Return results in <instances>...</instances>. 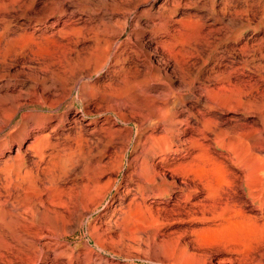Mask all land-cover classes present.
<instances>
[{
  "label": "rangeland",
  "instance_id": "374dc122",
  "mask_svg": "<svg viewBox=\"0 0 264 264\" xmlns=\"http://www.w3.org/2000/svg\"><path fill=\"white\" fill-rule=\"evenodd\" d=\"M59 1L34 0L33 12L15 4L0 10V264H30L38 253V264H51L53 250L62 251L57 264H158L181 234L191 251L207 250L216 225L201 214L206 185L222 186L225 172L245 173L253 192L257 160L234 161L247 145L264 154V0ZM127 81L167 100L175 116L116 119L108 94ZM203 120L205 131L190 129ZM164 122L186 128L165 154L149 136ZM217 130H228L222 141ZM159 175L168 182L159 185ZM260 200L241 198L261 238ZM250 248V259L227 248L201 258L264 263Z\"/></svg>",
  "mask_w": 264,
  "mask_h": 264
},
{
  "label": "bare ground",
  "instance_id": "6f19581e",
  "mask_svg": "<svg viewBox=\"0 0 264 264\" xmlns=\"http://www.w3.org/2000/svg\"><path fill=\"white\" fill-rule=\"evenodd\" d=\"M34 0H12V2H10V0H0V10H2V8L6 7L8 9V6H10V8H12V10L14 9L13 8V5L15 4L20 11H23L25 12L27 9H28V12H33V8L31 10V6H32V3H33ZM53 2H60L59 0H52V3ZM57 3V5H58ZM114 3V2H113ZM117 3V1H116ZM56 5V6H57ZM15 6V8H16ZM51 6V5H50ZM53 6V4H52ZM74 7V6H73ZM118 9V8H117ZM121 10V9H120ZM2 12H4L2 10ZM21 12V13H23ZM69 12H71L69 10ZM1 13V12H0ZM5 14V13H4ZM3 14V15H4ZM62 14V13H61ZM125 14V13H124ZM2 15V14H0ZM2 15V16H3ZM62 16V15H61ZM4 17V16H3ZM108 17V16H107ZM66 18V17H65ZM58 19V18H57ZM4 26V25H3ZM3 28V27H2ZM167 60V59H166ZM105 62H107V60H105ZM103 65V64H102ZM106 66V63L101 66V67H104ZM99 68V69H102V68ZM128 83L130 81H127ZM124 83V82H123ZM122 83V84H123ZM126 83V81H125ZM125 84L124 87H121L122 88V91L121 93L117 94L116 96H109V103H108V106L110 105V107H113V109H116V113H114V117L116 119H120L122 120L123 122L125 123H128L129 121L126 120V115L128 113V116L129 117H132V118H140V116H144V118L148 119L149 118V114L151 113V111L153 113L159 111L161 113H163L164 115H168V116H171V117H174L175 114L177 113L174 109L173 106H170L168 101L167 100H162L160 98L157 97V95H154V94H151L149 93L150 91H147V87H140L138 84ZM121 84V85H122ZM94 88V87H93ZM110 88V87H109ZM117 89L115 90H119L121 89L119 87H116ZM110 91H111V88H110ZM164 91V90H163ZM203 91V90H202ZM112 92V91H111ZM113 93V92H112ZM116 93V92H115ZM158 93V92H157ZM163 93V92H162ZM55 94V93H54ZM160 94V93H159ZM165 95V94H164ZM147 98V99H146ZM82 99V98H81ZM139 99H146L148 101V104L149 105H144V104H147V103H143L142 101V104H140V100ZM150 99V100H149ZM78 100V99H77ZM139 100V101H138ZM79 101V100H78ZM77 101V103H78ZM82 101V100H81ZM80 101V102H81ZM158 101H161V102H158ZM79 102V103H80ZM78 103V104H79ZM206 103V102H205ZM82 105V103H81ZM144 105V106H143ZM55 107V106H54ZM203 107H208L207 104H204ZM83 111V114L86 113L84 107H82L81 109ZM195 109L192 107L188 108V111L190 114H194V111ZM199 110V109H198ZM197 110V113L199 112ZM196 112V110H195ZM165 116V118H167ZM148 117V118H147ZM151 117V116H150ZM143 118V117H142ZM164 117H162L163 119ZM141 119V118H140ZM63 121L65 120L64 118L62 119ZM129 120V119H128ZM153 120V119H152ZM159 119H157L155 121V123L157 122V124L159 122H161V120L158 122ZM164 121V120H163ZM162 121V123H163ZM167 121V120H166ZM147 122V121H146ZM170 122V121H168ZM209 122V121H208ZM122 123V122H121ZM166 122H164L165 124ZM198 123V121H196V124ZM207 123V120H203V124L201 125V127L199 128L196 124L195 125H189L190 126V129L193 131V132H203L206 130V126L208 125ZM212 123V122H209V124ZM161 124V123H160ZM150 125H151V121H150ZM153 127H154V122H153ZM159 125V124H158ZM162 125V124H161ZM125 126V125H124ZM163 129L161 130V133L160 135L156 136L152 133L149 134L150 138L152 139H157L158 141V144L156 147H153V144L150 142V146H148L146 149L149 150V152L147 154H144V158L145 156L149 155L150 153V150L151 147L155 148V149H158L160 152L164 153L169 150V148L171 147V144L173 143V141L175 142L178 141L179 139H177L180 135V133H184L186 128H182V129H179V128H176L173 124H165L163 125ZM209 127V125L207 126V128ZM155 128V127H154ZM162 128V126H161ZM250 128L254 131H258V128L255 127V126H250ZM137 129V128H136ZM260 130V129H259ZM137 131V130H136ZM152 131V129H151ZM218 131V130H217ZM228 131V130H227ZM227 131H225L227 133ZM223 130H219L217 135H215L216 138H220L219 141L222 138V136L224 135L225 133ZM112 133V132H111ZM108 136V135H107ZM110 136V135H109ZM108 136V137H109ZM242 136V135H241ZM245 137V136H244ZM233 138V137H232ZM263 138V137H262ZM78 139V138H77ZM81 140V139H80ZM217 140V139H216ZM231 140V139H230ZM233 140V139H232ZM250 140V139H249ZM255 140V139H254ZM261 140V139H260ZM110 141V140H109ZM153 141V140H152ZM222 141V140H221ZM251 141V140H250ZM106 142V141H105ZM196 140H192L190 141V144L191 143H195ZM257 142H259V140L257 139ZM231 143V142H229ZM253 143V141H252ZM77 144V143H76ZM87 144V143H86ZM137 141H136V145H137ZM85 145V144H84ZM135 145V144H134ZM148 145V144H147ZM106 146V145H105ZM256 146V145H255ZM63 147V146H62ZM131 147V145H130ZM253 146L249 147L248 145L246 146V150L244 151V153L242 155H239L238 157H236V161H234V165H238V166H242L243 165V162L245 161V157H248L250 158L252 156V158H255L257 160V167H256V171H257V174L256 176L258 177L256 183H255V188H254V191L251 192L249 187L246 185L245 183V180L246 179V174L244 173L242 176H237L235 175L233 172H225V175L223 176V185L222 186H217L215 188H211L210 184L207 186L206 185V190H207V197H208V204L207 206L204 205L205 207V212H201V214H208L209 216L205 217L206 220L208 221H212L215 223L216 225V229H211V232L212 235L211 237L209 238L208 242H207V247L208 249L207 250H202L200 247L198 249H189V246L187 245V243L183 242V239L185 238V236H182L181 235H178V236H174V238L176 237V242L175 243H172L173 245L171 246L169 242L168 246H165L164 249H162L163 246H161V260L158 262V264H203V261H202V258L201 256H204L206 254H208V252L212 251V250H216V249H221V248H227V249H230L232 250L235 254H238L239 256L241 255L242 258L243 256H247L245 259H250L252 258L249 257L251 254V250H250V253L248 252L249 248L252 246V244H255L257 243L259 240V243L262 242V240L264 238H261L259 237V233L260 231L262 232L261 228H259V226H253L251 224V222L249 223V219L247 217V212H245V210L243 209L242 207V202H241V198L242 197H249L251 199L252 202H255L257 200V198H259V200L261 199V197H264V154H261L260 153V150H256L254 148H252ZM259 147V146H258ZM101 148V147H100ZM135 148V147H134ZM80 149V148H79ZM185 149V148H184ZM258 149V148H257ZM89 150V149H87ZM72 151V150H71ZM70 151V152H71ZM81 151V150H79ZM242 151V152H243ZM64 152V150H63ZM62 152V153H63ZM69 152V154H70ZM147 152V151H146ZM78 153V152H77ZM84 153V152H83ZM117 153V152H116ZM119 153V152H118ZM117 153V154H118ZM185 153V152H184ZM68 154V153H67ZM90 154V153H89ZM115 154V153H114ZM238 154V153H237ZM79 155V154H78ZM184 155V154H183ZM246 155V156H245ZM91 156V155H90ZM119 156V155H118ZM164 156V155H162ZM61 157V156H60ZM69 157V156H68ZM148 157V156H147ZM121 158H123V155H120L119 157V162H118V166H120L122 164V160ZM65 159V158H64ZM97 159V158H96ZM161 160H165L164 157L160 158ZM98 160V159H97ZM117 160V158H116ZM146 160V159H144ZM143 160V161H144ZM148 160V159H147ZM75 161V160H73ZM149 161V160H148ZM68 162V161H67ZM76 162V161H75ZM145 162V161H144ZM66 163V162H64ZM71 163V162H70ZM88 163V162H87ZM128 163V162H127ZM147 162L143 163L140 165V171L141 169L144 167L146 169L145 166L148 165V163L146 164ZM68 164V163H67ZM66 164V165H67ZM77 164V163H76ZM86 164V163H85ZM62 166V165H61ZM64 166V164H63ZM234 166V167H236ZM244 166V165H243ZM242 166V167H243ZM68 167V166H67ZM108 167V166H107ZM84 168V167H83ZM87 169V167H85ZM148 168V166H147ZM150 168V167H149ZM153 168V167H151ZM62 169V168H61ZM66 169V168H65ZM64 169V170H65ZM144 169V170H145ZM84 170V169H83ZM90 170V169H89ZM43 171V170H42ZM42 171L41 170H38L37 171V179L36 181L38 182H41L42 178L44 177L42 174ZM55 171V170H54ZM62 171V170H61ZM98 171V170H97ZM139 172H136V171H132V175L135 177V175H138ZM155 170L153 169V172ZM46 172V171H45ZM44 172V173H45ZM67 172V171H66ZM99 172V171H98ZM145 172V171H144ZM156 172V171H155ZM251 172V171H250ZM42 173V174H41ZM54 173V172H52ZM62 175L64 174V171L63 172H60ZM91 173V172H90ZM102 173V172H101ZM142 173V171H141ZM157 173V172H156ZM154 173L155 175L158 176V173L156 174ZM82 174V173H81ZM93 174V172H92ZM96 174V173H95ZM144 174V173H143ZM253 174V172H252ZM55 175V174H54ZM58 175V174H57ZM61 175V176H62ZM102 175V174H100ZM131 175V176H132ZM59 176V175H58ZM57 176V177H58ZM80 176V175H79ZM83 176V175H82ZM98 176V174L96 175ZM161 176V175H159ZM54 177V176H53ZM152 177L153 174H152ZM156 177V176H155ZM57 179V178H56ZM96 179V178H95ZM164 176H161L159 178V185L163 184V182L165 181L164 180ZM63 180V179H62ZM88 180V179H87ZM155 180V179H154ZM152 178H148L147 179V182H148V186H150L153 190H155V182ZM174 180V177L173 179L170 181V182H173ZM247 180V179H246ZM55 181V179H54ZM165 182H168V181H165ZM199 182V181H198ZM239 182V183H238ZM174 183V182H173ZM196 183V182H195ZM222 183V182H221ZM240 184V188L242 189L241 191H243V195L242 196H238L237 192H236V185ZM87 184V183H86ZM199 184V183H198ZM94 185V183H93ZM86 187V186H85ZM196 187H198L196 185ZM205 188V186H203ZM94 188V187H93ZM92 188V189H93ZM151 188H149L148 190H151ZM193 189H195V186L192 187ZM80 190V189H79ZM161 190V189H160ZM159 190V191H160ZM87 192V191H85ZM91 192V191H90ZM77 194V193H76ZM84 194V193H83ZM75 195V194H74ZM88 195V194H87ZM68 196H69V193H68ZM70 197V196H69ZM87 197V196H86ZM96 197V196H95ZM98 197V196H97ZM92 198V197H91ZM99 198V197H98ZM87 200V199H86ZM62 201V199H61ZM84 201V200H82ZM234 201V202H233ZM236 201H238L239 203H237ZM264 201V200H263ZM60 202V201H59ZM231 202L233 203H237L238 205H234L232 204ZM261 202V200H260ZM67 203V202H66ZM84 203V202H83ZM207 203V202H206ZM59 204V203H58ZM259 204V203H258ZM65 205V204H64ZM61 206V205H60ZM91 206V205H90ZM244 206V205H243ZM58 208V207H57ZM62 208V207H61ZM65 210V209H64ZM179 210V209H178ZM181 212V210H180ZM188 214V213H187ZM130 216V215H129ZM252 220V219H251ZM255 223V222H254ZM251 224V225H250ZM257 224V223H256ZM261 225V223H259ZM210 231V230H209ZM184 234V232H183ZM261 235V234H260ZM173 237V236H172ZM264 237V236H263ZM173 241V240H172ZM264 242V241H263ZM262 242V243H263ZM134 243V242H133ZM257 243V244H259ZM260 243L259 248L258 247H255V248H250V249H254L253 250V253H259L257 254V257L256 259H258V255L259 258L260 257H264V245ZM162 244V243H161ZM165 244V243H164ZM255 244V245H257ZM263 246H262V245ZM129 245V244H128ZM163 245V244H162ZM171 247H170V246ZM125 246V245H124ZM134 246V245H133ZM254 246V245H253ZM260 246H262L260 248ZM101 246H99L98 248L101 250V251H104V248H100ZM144 247V246H143ZM160 247V246H159ZM48 248V247H47ZM46 248V249H47ZM110 248V247H109ZM136 248V247H134ZM147 248V247H146ZM132 249V248H131ZM138 249V248H137ZM115 250V249H114ZM126 250V249H125ZM48 251V250H46ZM117 251V250H116ZM130 251V250H129ZM135 251V250H134ZM144 251V250H142ZM62 252V251H60ZM60 252H57L55 250H53L52 254H53V257H52V260H51V264H57L56 263V258H58L61 253ZM231 252V251H230ZM249 253V256L247 255ZM117 253V252H116ZM125 253V252H124ZM154 253V252H153ZM112 254V253H111ZM137 254V253H136ZM140 254V253H139ZM160 254V253H159ZM35 255V254H34ZM253 255V254H252ZM43 258V255H41V253H38V257L36 255V258L35 260H31L33 262H31L30 264H38V262L40 261L41 262V259ZM254 259V258H253ZM262 259V258H261ZM264 260V259H262ZM261 260V261H262ZM89 261H91V258H85L84 259V262L83 264H90ZM258 261V260H257ZM259 262V261H258ZM70 263V260H67L66 261V264H69ZM109 262H107V259H102L99 260V262L95 263V264H108ZM257 263V262H256ZM260 264H262L261 262H259ZM258 264V263H257ZM264 264V263H263Z\"/></svg>",
  "mask_w": 264,
  "mask_h": 264
}]
</instances>
